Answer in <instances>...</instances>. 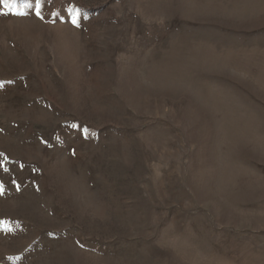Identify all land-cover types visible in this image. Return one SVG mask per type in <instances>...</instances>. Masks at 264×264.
<instances>
[{
    "label": "rangeland",
    "instance_id": "obj_1",
    "mask_svg": "<svg viewBox=\"0 0 264 264\" xmlns=\"http://www.w3.org/2000/svg\"><path fill=\"white\" fill-rule=\"evenodd\" d=\"M8 3L0 264H264V0Z\"/></svg>",
    "mask_w": 264,
    "mask_h": 264
},
{
    "label": "snow or ice",
    "instance_id": "obj_2",
    "mask_svg": "<svg viewBox=\"0 0 264 264\" xmlns=\"http://www.w3.org/2000/svg\"><path fill=\"white\" fill-rule=\"evenodd\" d=\"M28 7H31V5H27ZM4 7H7L9 9H14L15 5L8 3V0H4ZM39 15V13H37ZM0 191H2V187H0Z\"/></svg>",
    "mask_w": 264,
    "mask_h": 264
}]
</instances>
